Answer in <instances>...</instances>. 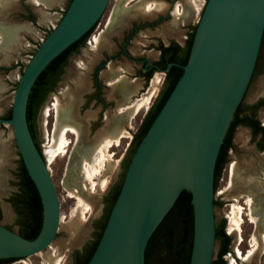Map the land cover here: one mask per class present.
<instances>
[{
    "label": "rangeland",
    "instance_id": "1",
    "mask_svg": "<svg viewBox=\"0 0 264 264\" xmlns=\"http://www.w3.org/2000/svg\"><path fill=\"white\" fill-rule=\"evenodd\" d=\"M69 1L6 0L10 5L8 8H1L0 4V23L22 27L9 49L0 53V117L11 109L13 94L27 61L56 26ZM143 1L125 0L122 7L129 11ZM156 1L165 4L164 10L146 15L135 12L121 21V13L123 14V10L119 9L121 0H109L103 14L89 33L86 43L69 59L68 66L54 91L46 96L35 114L34 123L38 127L40 153L44 156L58 198L59 224L55 238L48 248L13 264H72L76 252L83 251L84 247L95 239L98 227L94 223L105 218L107 214L103 198L108 188L121 178L124 172L122 163L128 157L129 146L134 135L138 133L147 111L154 103L164 76L161 75L159 90L151 99L148 109L134 113L133 108L137 106L149 82L145 83L140 77L139 71L142 68L139 63L132 62L125 56L110 61L108 67L113 72L104 69L98 75L102 87L100 93L106 108L101 110L102 121L97 127L91 128L95 119L93 115L101 109L99 104L90 101L84 105L87 94L93 88V67L102 62L106 55L116 53L123 37L135 25L139 28L127 46L131 58L147 57L155 60L158 57L157 46L160 43L167 45L169 42H175L184 45L192 28L197 25L206 3V0ZM178 10L179 16L176 14ZM95 36H100V41L93 48L92 41ZM90 39V43L87 44ZM2 58L9 60L3 62ZM118 68L125 71L128 82L137 78L133 85L136 95L131 98L133 108L124 111V114L119 113L120 107L126 104L122 102L119 90L103 84L114 78V72ZM66 93L68 96L74 95L75 101L77 98L75 107H72V122L68 123L77 134L68 133L66 138L69 146L66 153L48 163L46 153L50 149L56 123L52 103L58 100L63 106L66 103ZM263 95L264 44L260 51L258 70L250 80L241 103L250 105ZM46 109H50L49 116L42 119ZM256 118L264 127V109L257 112ZM39 123L42 124L41 130ZM120 135L123 137L119 138ZM117 138L118 146H112ZM258 140L259 137L254 140L251 138L247 128L242 126L236 128L232 148L228 151L227 161L220 170L214 190L215 227L223 226L225 234L230 237L228 251L222 256L225 264H230L233 259L235 264H264V151H259ZM1 146L7 151V157L4 160L0 158V224H9L18 232L20 224L10 199L18 192L19 155L12 128L7 124H0V148ZM100 151L105 157L102 167L97 162ZM88 167L98 168L100 174L88 180L90 169ZM91 181L94 183L93 187ZM85 208L88 211H85ZM234 220L238 223L239 232L232 230L236 227L233 224ZM252 246L256 249L246 257ZM219 249L220 242L214 241L212 261L217 259ZM236 250L242 258L236 255Z\"/></svg>",
    "mask_w": 264,
    "mask_h": 264
},
{
    "label": "water",
    "instance_id": "2",
    "mask_svg": "<svg viewBox=\"0 0 264 264\" xmlns=\"http://www.w3.org/2000/svg\"><path fill=\"white\" fill-rule=\"evenodd\" d=\"M108 2L70 0L27 61L13 94L10 118H0V123L12 128L19 158L42 205L41 228L32 240L0 224V259L34 255L55 238L59 203L28 128V96L42 71L97 23ZM263 31L264 0H206L183 72L132 154L86 264H144L150 236L183 190L191 194L189 264H211L216 160L251 79Z\"/></svg>",
    "mask_w": 264,
    "mask_h": 264
},
{
    "label": "trees",
    "instance_id": "3",
    "mask_svg": "<svg viewBox=\"0 0 264 264\" xmlns=\"http://www.w3.org/2000/svg\"><path fill=\"white\" fill-rule=\"evenodd\" d=\"M31 21H33V17ZM92 28L78 41L68 47L62 54L55 58L42 71L31 88L27 101L26 118L31 137L36 147L37 144L35 142L34 131V117L36 110L44 101L46 93L52 88L57 75L60 73L59 68L63 64H65L67 56L78 51V48L82 45L83 41L89 35ZM195 28L196 26L192 28L185 41L184 46L181 47L178 44L172 42L168 47L162 48L161 60L165 58L164 67H166L168 63H172V65L166 72L164 89L160 92L154 105L150 108L149 112L144 117L139 132L133 137V141L131 142L128 149V157L123 162L124 172L116 186L117 189L111 198V202L109 204L104 222L99 228L98 232L95 234V239L91 241L90 244L84 247L83 254L80 255L78 259H76L77 264H86L95 251V248L105 227L110 209L119 193L124 174L131 156L134 153L141 138L146 133L151 122L155 118L156 114L160 110L161 106L180 78L183 72L182 67L188 61ZM261 106H264V99L251 106H244L242 105V103H239V105L237 106L219 148L214 170V190L219 178L220 170L227 161L228 151L232 148L233 134L235 132V128L238 125L250 127L253 140L256 136L261 135L259 142L261 145H263L262 142L264 141V128L261 127L259 121L254 118L255 110ZM249 109L251 110V114L249 116L242 115L246 110ZM7 118H10V110L7 114ZM260 151H264V147L261 148ZM17 179L18 192L15 193L10 200L14 210L18 215V221L20 223V229L18 233L23 238L32 240L38 235L41 228L42 205L37 190L31 179L29 178L20 158L18 160L17 166ZM213 205H215V201H213ZM215 241L220 242V249L218 251L217 259L211 261V264H225L222 256L225 255L228 251L230 237L225 234L223 226L215 227ZM191 242V194L189 191L183 190L179 194L171 209L168 211V213L165 215V217L162 219L155 231L150 236L144 252V264H189ZM0 260L9 262L16 259Z\"/></svg>",
    "mask_w": 264,
    "mask_h": 264
},
{
    "label": "flooded vegetation",
    "instance_id": "4",
    "mask_svg": "<svg viewBox=\"0 0 264 264\" xmlns=\"http://www.w3.org/2000/svg\"><path fill=\"white\" fill-rule=\"evenodd\" d=\"M138 28H139L138 25H135V26L131 27V28L128 30L127 35H126L125 37H123V40H122L121 43H120V48L117 49L116 53H114V54H110V55H109V54L106 55V57L103 59L102 62L98 63L97 65H95V66L93 67V70H92V87H93V88L91 89V92L87 94V96H86L87 101L84 103V105H85V104H88L89 101H90V102H94V103H96V104H99V105L101 106V109L98 111V113H96L95 115H93V116H95V119H94V121H93L92 124H91V126H92L91 128L97 127V126H98V123L102 121V119H101V110L106 108V103H105L104 99L102 98V94L100 93L102 87H101V83L99 82L98 75H99V73H100L102 70H104V69L110 71V70H109L110 68L108 67V63H109L110 61L115 60V59H117L118 57L125 56V57L128 58L130 61H132V62H136V63H139V64L141 65V68H142V69L139 71V74H140V77L145 81V83L149 82V84H151V81H152V79L154 78V75H158V76L160 77V82H159V85H158V87H157V89H156L154 95L152 96V98L155 96V94H156L157 91L159 90V87H160V84H161V75L164 76V78H163V83H162V87H161V89H160V91H159V93H158V95H157L155 101L157 100V98H158L160 92L164 89V81H165V78H166V72H167L168 68L172 65V63H168L167 66L164 67V63H165L164 60H165V58H163V59L161 60V53H162V48H166V47H168L172 42H169L167 45H163V44L160 43V44L157 46L158 57H157L155 60H151V59H149V58H147V57H143V58H140V59H134V58H131V57L129 56L128 51H127V46H128V44H129V42H130V39H131V38L134 36V34L137 32ZM87 37H88V36H87ZM87 37H86L85 40L83 41L82 45L78 48V51H79V49L84 45V43H86V39H87ZM90 41H91V39L88 41L87 44H89ZM173 43H175V42H173ZM176 44H177V43H176ZM184 44H185V43H184ZM263 44H264V31H263L262 40H261V45H260L259 52H258V56H257V61H256V64H255V67H254V70H253V73H252L251 79L253 78V76L255 75V73H256L257 70H258L259 61H260V51L262 50ZM178 45H179V44H178ZM179 46H181V45H179ZM182 46H184V45H182ZM182 46H181V47H182ZM78 51H77V52H78ZM77 52L71 53V54H69V56H67V59H66L65 64H63V65L59 68V72H60V73L57 75V77H56V79H55V82H54L52 88L46 93L45 98H46V96H47L49 93H51V92L54 91V89H55L56 85L58 84L60 78H61L62 75L64 74V71H65L66 67L68 66L69 59H70L73 55H76ZM165 57H166V56H165ZM148 59H149V62H148ZM110 72L112 73L113 71H110ZM158 73H159V74H158ZM113 76H114V78H113L112 80H108V81H106V82H103V84H104V86H106V87H113V88L119 90V92H120V94H121V96H122V99H123L122 102H123V103H126V104L123 106V108H124V107H126L127 105H129V104L132 103L131 98H132V96L136 95L135 91L133 90V85L135 84L137 78L132 79V80H131L132 83H131V82H128V80H127L128 77L125 75V71H121V70H116V71L114 72V75H113ZM251 79H250V80H251ZM134 80H135V81H134ZM249 82H250V81H249ZM85 84H86V82H85ZM118 84H119V85H118ZM149 84H148V86H147V88H146V90H145V92H144L143 94H145V93L148 91V89L150 88V85H149ZM72 96L74 97V95H72ZM77 97H78V96H77ZM152 98H151V99H152ZM151 99H150V101H151ZM262 99H264V95H263L261 98H259L257 101L253 102L252 104H250V105H244V106H251V105L257 103L258 101H260V100H262ZM44 100H45V99H44ZM150 101H149L148 105L150 104ZM155 101H154V103H155ZM43 102H44V101H43ZM43 102H42V103L39 105V107L37 108L36 113H37V112L39 111V109L41 108ZM76 102H77V98H76V101L74 102V104L72 105V107H73V106L75 107ZM158 102H159V101H158ZM154 103L152 104V106L154 105ZM240 103H241V101H240ZM157 104H158V103H157ZM148 105H147V106H148ZM147 106H146V108L144 107L143 109L147 110V109H148ZM152 106H151V107H152ZM151 107H150V108H151ZM120 108H122V107H120ZM150 108H149V110H150ZM261 109H264V106H261V107L257 108V109L255 110V112H254V118H255L256 120H257V118H256V114H257V112L260 111ZM119 110H120V109H119ZM149 110L147 111V113L149 112ZM8 112H9V110L7 111V113H6L4 116H2V117H0V118H1V119H8V118H7V114H8ZM36 113H35V114H36ZM147 113H146V114H147ZM250 114H251V110L249 109V110H246L242 115H247V116H249ZM43 115H44V114H42V117H41L42 119H43ZM48 116H49V115H48ZM145 116H146V115H145ZM72 118H73V112H72ZM72 118H71V120H72ZM232 118H233V117H232ZM46 123H47V122H46ZM46 123H45V125H46ZM69 123H70V122H69ZM0 124H3V123H0ZM259 124H260V123H259ZM239 126H242V127L247 128V129L250 131V135H251V138H252V131H251V128H250V127L243 126V125H238L237 127H239ZM260 126H261V125H260ZM39 127H40V130H41V128H42V124H41V123H39ZM237 127H236V128H237ZM261 127H262V126H261ZM236 128H235V130H236ZM263 128H264V127H263ZM34 131H35V142H36V144H37V148H38V150H39V152H40V148H39V147H40V146H39V137H38V127L35 126V123H34ZM138 132H139V131H138ZM41 134H42V131H41ZM71 134H73V133H71ZM135 135H136V134H135ZM256 137H259V140H260L261 135H258V136H256ZM256 137H255V138H256ZM252 139H253V138H252ZM259 140L257 141V146H259V148H258V147H257V148H258L259 151H260V149L264 147V141L262 142L263 145H261L260 142H259ZM112 146H118V145H112ZM43 157H44V156H43ZM122 164H123V166H124V163H122ZM119 180H120V179H119ZM119 180L116 181V182H114L113 185H111V187L108 188V191H107V193L105 194V196H104V198H103V204H104V206H105V211L108 210L109 204H110V202H111V198H112V196L114 195V193H115V191H116V189H117L116 186H117ZM15 212H16V211H15ZM17 216H18V215H17ZM104 219H105V218L103 217L100 221L94 223L95 226L98 227V230H99V228L102 226V224H103V222H104ZM19 224H20V223H19ZM1 225H2V224H1ZM3 226H4L5 228H7V229H9V230H11V231H13V232H15V230H14L9 224H3ZM98 230H97V232H98ZM97 232H96V233H97ZM15 233H17V234L19 235L18 232H15ZM82 254H83V251H81V252H76V254L74 255V260L72 261V264H77L76 259H78V257H79L80 255H82ZM17 260H20V259H16V260L9 261V262H7V261H3V260H0V264H13V263H14L15 261H17Z\"/></svg>",
    "mask_w": 264,
    "mask_h": 264
},
{
    "label": "bare ground",
    "instance_id": "5",
    "mask_svg": "<svg viewBox=\"0 0 264 264\" xmlns=\"http://www.w3.org/2000/svg\"><path fill=\"white\" fill-rule=\"evenodd\" d=\"M13 1V0H11ZM6 3V1L4 2ZM3 3V4H4ZM9 4V3H8ZM155 4V3H154ZM5 6H7L6 4H4ZM3 5V6H4ZM10 6V5H9ZM8 8V7H6ZM145 10H147L148 12L150 10H152V7H150V5H146L145 6ZM155 10V9H154ZM157 11V10H156ZM176 14L179 16L180 15V12L179 10L176 12ZM25 29V28H24ZM20 35V33H19ZM17 39V36L14 34V35H8L4 42L6 46H8L9 44L13 43V41H15ZM100 41V36H95L93 37V43L94 45L92 46L93 48L95 46L98 45ZM3 42V43H4ZM102 42V41H101ZM9 47V46H8ZM3 48H6V47H3ZM11 49V48H10ZM96 49V48H95ZM94 49V50H95ZM5 50V49H4ZM6 54V53H5ZM5 59V57H4ZM159 82H160V77L158 75H154V78L152 79L151 81V84L150 85V88L148 89V91L143 94V96L141 97L140 100H138V103H137V106H135L133 108V103L132 104H129L127 105L126 107H122L120 108L119 110V113L120 114H124V111H127V110H131L133 108V111L134 113H138L141 109H143L144 107L146 108V106L148 105L150 99L152 98V96L154 95L158 85H159ZM132 83V82H131ZM82 84V83H81ZM119 85V84H118ZM67 94V93H66ZM65 100V99H64ZM66 103H64L63 106H61V104H59L58 100H55L53 103H52V109L55 111V114H56V123H55V126H54V131H53V134H52V138H51V145H50V149L47 151V157H48V163H51L53 160H55L57 157L59 156H63L65 153H66V148L69 146V141L67 140L66 138V135L68 133H73V134H77V132L71 128L70 126H68V123L69 122H72L71 118H72V105L74 104L75 102V98L72 96V95H69L67 94L66 96ZM49 111L50 109H46L44 111V115H43V118L44 117H47L49 115ZM241 133V132H240ZM239 133V134H240ZM123 136L120 135L119 138H122ZM108 141V140H107ZM112 145H118V138L113 141V144ZM4 147V146H3ZM2 147H1V149ZM5 151V150H4ZM3 151V152H4ZM46 152V151H45ZM5 154V153H4ZM6 155V154H5ZM106 156V155H105ZM7 157V156H6ZM4 158V157H3ZM5 159V158H4ZM97 162H98V165H104V161H105V157H104V154L101 153V151L99 152V155H98V158H97ZM4 163V162H3ZM100 167V168H101ZM90 168V167H88ZM100 174V170L98 168H93L91 167L89 170H88V176H87V179L89 180H92V177L93 176H97ZM87 175V173H86ZM92 183V181H91ZM94 183H92V187H93ZM92 190V189H91ZM79 201V200H78ZM81 205V204H79ZM236 207V206H235ZM238 207V206H237ZM89 208V207H88ZM85 211H88V209L85 208ZM230 218V217H229ZM234 218V216L232 217ZM233 221V220H232ZM231 221V222H232ZM233 224L236 226L234 227L232 230L234 231H237L239 232L240 228L238 226V223L236 220H234ZM231 230V231H232ZM258 243V242H257ZM254 245H256V242L254 243ZM256 249V247L252 246V249L248 251L246 257H248L249 255H251V253L254 252V250ZM236 255L239 257V258H242V256L240 255L239 251L236 250ZM245 257V256H244ZM245 257V258H246ZM234 260V259H233ZM231 260L230 264H235L234 261ZM229 261V260H228Z\"/></svg>",
    "mask_w": 264,
    "mask_h": 264
},
{
    "label": "crops",
    "instance_id": "6",
    "mask_svg": "<svg viewBox=\"0 0 264 264\" xmlns=\"http://www.w3.org/2000/svg\"><path fill=\"white\" fill-rule=\"evenodd\" d=\"M6 0H0V4H1V8H6V7H8L9 5H8V3L9 2H6V3H4ZM40 0H36V2H39ZM124 1L125 0H121V2H120V7H119V9H122L123 10V14L121 13V21H123L124 20V18H126V16L127 15H129V14H134L135 12H141L142 14H148V13H150V12H159V11H162V10H164V8H165V4L164 3H162V2H158V1H156V0H146V1H143V2H139V3H137L134 7H133V9H130L129 11H128V9L127 10H125V9H123V3H124ZM47 2V1H46ZM57 1H55V3H56ZM6 4L7 6H5L4 4ZM155 3V4H154ZM4 5V6H3ZM146 5H150V7H152V10H150L149 12L147 11V10H145V6ZM155 9V10H154ZM157 10V11H156ZM133 12V13H132ZM153 13H151V14H153ZM27 28H28V26H26ZM21 28L22 27H19V26H17V25H6V24H3V23H0V38H1V40H2V43H0V53L2 54V52H5L7 49H9V47H10V44L8 45V46H6V45H4L5 44V42H4V40H5V38L8 36V35H16L17 33H18V31L20 30L21 31ZM4 42V43H3ZM3 47H6V48H3ZM5 49V50H4ZM3 56V55H2ZM7 58V57H6ZM2 60H3V62H5V61H7V60H9V59H6V60H4L3 58H2ZM117 70H121V71H123L121 68H118ZM2 147V149H3V151L5 150V148L3 147V146H1ZM1 149V148H0ZM2 150H0V158H1V160H4V158H6V156H7V151L5 150L4 152H3ZM6 155H5V154ZM4 157V158H3Z\"/></svg>",
    "mask_w": 264,
    "mask_h": 264
}]
</instances>
